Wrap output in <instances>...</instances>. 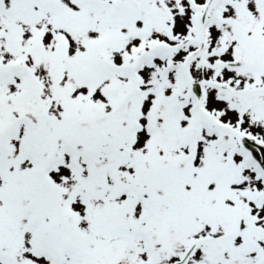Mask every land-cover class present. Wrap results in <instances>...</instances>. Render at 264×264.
I'll list each match as a JSON object with an SVG mask.
<instances>
[{"label": "snow or ice", "instance_id": "6c2138e0", "mask_svg": "<svg viewBox=\"0 0 264 264\" xmlns=\"http://www.w3.org/2000/svg\"><path fill=\"white\" fill-rule=\"evenodd\" d=\"M0 264H264V0H0Z\"/></svg>", "mask_w": 264, "mask_h": 264}]
</instances>
